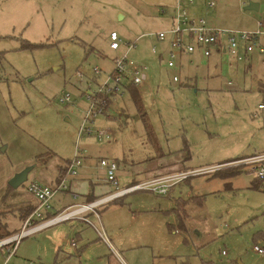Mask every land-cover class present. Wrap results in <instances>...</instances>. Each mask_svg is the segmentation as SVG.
<instances>
[{
	"label": "rangeland",
	"instance_id": "rangeland-1",
	"mask_svg": "<svg viewBox=\"0 0 264 264\" xmlns=\"http://www.w3.org/2000/svg\"><path fill=\"white\" fill-rule=\"evenodd\" d=\"M207 1L193 6L212 27L249 30L252 18L264 17V0H217L214 7ZM248 1L259 9L245 10ZM173 2L0 0V205L12 234L20 232L21 216L34 210L29 183L53 185L59 170L66 174L77 147L85 156L66 183L74 177L82 190L94 186L97 193L108 185L102 158L119 162L121 186L157 165L182 166L158 177L225 163L177 181L165 194L139 190L102 206L100 221L90 219L105 236L90 222H60L24 236L13 255L0 248V264H264V256L253 251L256 245L264 249V191L252 187L255 176L238 163L264 152L262 66L256 54L249 70L246 62L223 53L182 62L178 57L169 68L162 49L168 46L155 34L172 26ZM112 31L119 35L118 50L110 48ZM132 43L128 56L148 75L137 86L143 112L130 90L121 89L89 124L111 137L78 139L88 92H97L115 56ZM66 93L71 101L59 102ZM13 168H29L16 189L7 183ZM229 169L239 172L214 176ZM70 197L56 193L49 212ZM18 199L24 211L9 205Z\"/></svg>",
	"mask_w": 264,
	"mask_h": 264
},
{
	"label": "built area",
	"instance_id": "built-area-1",
	"mask_svg": "<svg viewBox=\"0 0 264 264\" xmlns=\"http://www.w3.org/2000/svg\"><path fill=\"white\" fill-rule=\"evenodd\" d=\"M217 0H208L206 6L214 7ZM195 0H175L172 5V26L158 31L155 35L161 42L168 44L167 53L169 55L168 67L173 68L176 65V59L184 54H191L199 51L204 56H210L213 51L221 50L236 61L250 62L253 55L258 56L259 64L264 67V29L261 28V22L258 27L252 30H229L224 27H212L202 16L191 14L189 6L194 5ZM160 13L166 12V7L160 6ZM110 48L118 50L121 47L119 35L112 31L110 35ZM136 44H129L127 50L122 52L120 56L114 58V68L106 80L98 86L97 92H88L87 98L90 106L83 116L82 126L78 131V139L83 136H95L97 139L110 138V132L104 128L98 127L93 129L90 123L95 122L98 114H104L105 100H109L121 89H125L128 84L136 86L142 85L147 79V71L145 66H141L131 60L128 56L130 48ZM157 47L153 48V52L157 53ZM97 72V70H96ZM173 80H178V76H174ZM71 101V94L66 93L59 99V102L66 103ZM261 107V105H260ZM75 155L68 164L67 175L76 176L77 168L82 164L85 156V150L77 147ZM238 163L242 164L249 172L255 176L258 181V187L264 191V152L253 153L242 158H238ZM100 165L106 169V181L112 186L113 190L100 195L99 198L85 203L71 204L54 213L49 211L52 209V198L58 192L68 190L69 186L66 179H61L53 185H45L39 182H30L27 189L37 199V206L24 219L20 232L12 234L6 238L0 239V248L8 247L9 255H13L17 249V243L24 236L32 235L42 229L54 226L60 222H67L73 219H79L83 222H90L100 233L101 237L105 233L96 227L90 219V215H95L100 220L98 213L102 206L116 201L127 194L139 190H150L157 194H165L174 186L177 181L187 179L189 176L199 173H212L222 168L225 163L207 166L204 169L193 172H177L175 174H165L162 176H154L144 181L134 182L127 186H121L117 179L116 172L119 165L116 160L102 158ZM74 246L76 242L71 241ZM13 244L11 247L10 245ZM253 251L264 256V249L254 246Z\"/></svg>",
	"mask_w": 264,
	"mask_h": 264
},
{
	"label": "crops",
	"instance_id": "crops-1",
	"mask_svg": "<svg viewBox=\"0 0 264 264\" xmlns=\"http://www.w3.org/2000/svg\"><path fill=\"white\" fill-rule=\"evenodd\" d=\"M175 1V0H174ZM174 3V2H173ZM173 3H172V5H173ZM258 5V9H259V7H260V5L259 4H257ZM162 6V5H161ZM172 7V6H171ZM190 11H191V14H193V15H195V16H198V10H197V8H194V6L193 5H191L190 7ZM257 9V10H258ZM200 16V15H199ZM252 21L254 22L253 23V26H252V28H250L249 30H252V29H255V28H257L258 27V22H261V28H263L264 29V17H259V18H252ZM248 30V31H249ZM162 43H164V45L166 44L167 46H168V44L166 43V42H162ZM162 49H166V51L168 50V47H163ZM213 54H216V55H222L223 54V52L221 51V50H219V51H213L212 53H211V55H213ZM194 55H198V56H201L202 54H200V52L199 51H196V52H194V53H191V54H184V55H182L181 57H180V62H182V58L183 57H189V56H194ZM203 56V55H202ZM205 57V56H204ZM206 57H209V56H206ZM191 61L193 60V59H190ZM252 60H253V57H252V59L250 60V62H248L247 63V68L250 70V67L252 66ZM259 65V64H258ZM261 67V66H260ZM261 73H262V76H264V68L262 67L261 68ZM259 83L261 84V87H259V89H264V86H263V83L261 82V80L259 79ZM138 91H139V89H138ZM131 92V91H130ZM139 95H140V92H139ZM140 98V97H139ZM260 107V106H259ZM87 137H89V136H87ZM93 137V136H92ZM255 153H259V152H255ZM250 155H252V154H250ZM74 157V156H73ZM73 157L71 158V159H68V161H67V165L65 166V171L66 170H68V164L71 162V160L73 159ZM40 160V159H39ZM112 160H114V159H112ZM116 160V159H115ZM116 162H117V164L119 165V168H120V164H119V162L116 160ZM43 163H45V161L43 162ZM61 168V167H60ZM59 168V169H60ZM139 169H143L142 167H138ZM178 168H182V166H181V164L180 163H177V165H173V166H171V165H169V164H167V165H164V164H162L161 166H159V165H157L156 167H154V168H152V167H150V168H148V169H146L145 171H144V173H143V176H142V178L141 179H137V178H131V181L129 182V183H127V184H125V186H127V185H130L131 183H134V182H139V181H144V180H146L147 178H151V177H154L155 175H159V174H162L163 172H168L169 170H173V171H175V170H177ZM14 170L12 171V175L11 176H9V178H8V181H9V179L11 178V177H13L16 173H19V172H21V171H19V172H16L17 171V169H15V168H13ZM140 171V170H139ZM65 173V172H64ZM62 174L61 173V170H59V174H58V176L56 177V182H58V181H60V179H66V178H68L69 176L67 175V172H66V174ZM8 181H7V183H8ZM108 185H110L109 183H108V181H106V179L104 180ZM69 188H68V191L67 190H65V191H61V192H58V193H66V195L68 194H70V196H72V197H70L71 199L68 201V203H63V204H61V205H59V206H57V207H55V211H58V210H61V209H63V208H65V207H68V206H70L71 204H76V203H85V201H92V200H95V199H97V198H99L100 197V195H103V194H106V193H108V192H110V191H112L113 190V188H112V186L110 185V187L107 185V187H105V189L104 190H100L98 193H97V188H95L94 186H92V189L90 190V191H88L89 190V188H88V186H87V189H84V190H82V187H81V185L83 184L82 182H80V181H78V180H75L74 179V177H71L70 178V180H69ZM9 185V184H8ZM73 186H76V189H73L72 187ZM85 190H87V191H85ZM70 192V193H69ZM83 193V195H81ZM88 193H91L92 194V199L91 200H88V197H87V195H88ZM32 195V194H31ZM80 195V197H78ZM32 197H33V195H32ZM123 197H125V196H123ZM123 197H121V198H118V199H122ZM78 198H81V201H74L73 199H78ZM28 199V198H27ZM53 199V198H52ZM117 199V200H118ZM19 201H16V200H14V201H11L10 203H9V205L11 204V205H13V206H15L19 211H21V210H23V205H22V203L24 202V200H20V199H18ZM29 200V202L31 203V205L33 206V208H35L36 206H37V199H35L34 197L32 198V199H28ZM5 204V203H4ZM52 204H53V200H52ZM102 208V207H101ZM101 210V209H100ZM24 211V210H23ZM0 213H2V216H3V218L5 217V214L7 213V212H5V208L3 207V206H1L0 205ZM101 216V215H100ZM27 217V215H23V216H21V219L22 220H20L21 221V225H20V227H22V224H23V222H24V219ZM101 219V218H100ZM73 220H79V219H73ZM79 221H81V220H79ZM100 221V220H99ZM5 225H6V231L8 232H12L9 228H7V224L5 223ZM9 235H11V234H9ZM8 237V236H7ZM4 238H6V237H4ZM107 243H108V245L115 251V253H116V255L118 256V257H120V258H122L121 257V255H120V253H119V251H117V249L114 247V245L110 242V241H107ZM76 244V243H75ZM77 245V244H76ZM16 251H17V249H16ZM16 251H15V253H16ZM14 253V254H15ZM123 259V258H122Z\"/></svg>",
	"mask_w": 264,
	"mask_h": 264
},
{
	"label": "trees",
	"instance_id": "trees-1",
	"mask_svg": "<svg viewBox=\"0 0 264 264\" xmlns=\"http://www.w3.org/2000/svg\"><path fill=\"white\" fill-rule=\"evenodd\" d=\"M136 85L134 84H128L125 88L129 89L131 91V95L133 97V100L135 103L139 104V109H140V112H143L142 111V108H141V104H140V95H139V92H138V89H137V86L136 88L134 87ZM145 114V113H144ZM149 131V130H148ZM239 172V169L236 170V169H229L223 173L219 172V173H216L214 176H219V177H231V176H234L236 174H238ZM259 185L258 181L256 182L254 180V182L252 183V187H257ZM88 197V200H91L93 197H92V194L91 193H88L87 195ZM3 216H2V213H0V239L4 238V237H7L9 236V234H12V232H7L6 231V225L3 221Z\"/></svg>",
	"mask_w": 264,
	"mask_h": 264
},
{
	"label": "water",
	"instance_id": "water-1",
	"mask_svg": "<svg viewBox=\"0 0 264 264\" xmlns=\"http://www.w3.org/2000/svg\"><path fill=\"white\" fill-rule=\"evenodd\" d=\"M245 10H257L258 5L252 1H248L247 5L244 7ZM29 172V168L22 170L19 173H16L13 177H11L8 181V184L13 188H18L22 185L23 181L27 178V174Z\"/></svg>",
	"mask_w": 264,
	"mask_h": 264
}]
</instances>
